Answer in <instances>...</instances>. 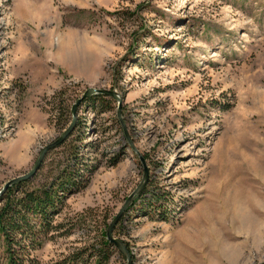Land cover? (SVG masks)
Wrapping results in <instances>:
<instances>
[{
	"label": "rangeland",
	"instance_id": "rangeland-1",
	"mask_svg": "<svg viewBox=\"0 0 264 264\" xmlns=\"http://www.w3.org/2000/svg\"><path fill=\"white\" fill-rule=\"evenodd\" d=\"M88 87L115 91L119 111L83 99L77 160L60 147L70 133L30 177L78 179L57 190L48 232L23 241L30 257L127 264L107 238L106 261L94 249L142 159L147 182L113 228L133 264L264 260V0H0V189L63 132L52 95L71 111Z\"/></svg>",
	"mask_w": 264,
	"mask_h": 264
},
{
	"label": "trees",
	"instance_id": "trees-1",
	"mask_svg": "<svg viewBox=\"0 0 264 264\" xmlns=\"http://www.w3.org/2000/svg\"><path fill=\"white\" fill-rule=\"evenodd\" d=\"M63 93L64 91L60 90L51 97L53 103L51 109L57 112L53 117L54 125L61 131L67 127L71 120L70 106L59 98ZM101 98L100 94H96L89 97L88 100L94 103ZM48 112L50 111L48 110ZM81 138V135L75 136L73 130L68 139L61 144L60 147H64L68 152V159L77 160L74 141ZM64 173L48 185L43 183L38 187L29 186L35 177L11 184L0 195V235L7 251L5 264H41L30 257V253L25 250L27 248L22 243L30 237L31 244H33V240L38 234L48 232L52 221L49 214L54 213L59 199L57 190L68 189L64 187L65 181L66 183L71 182L70 185H75L78 181L74 178L75 176L71 177L72 173ZM16 246L18 247L16 248ZM107 246L109 243L106 241V232L104 231L98 248L94 249V254L97 253L104 261L108 258ZM92 247L94 246L92 245Z\"/></svg>",
	"mask_w": 264,
	"mask_h": 264
},
{
	"label": "water",
	"instance_id": "water-1",
	"mask_svg": "<svg viewBox=\"0 0 264 264\" xmlns=\"http://www.w3.org/2000/svg\"><path fill=\"white\" fill-rule=\"evenodd\" d=\"M93 94H107V95H111V96L115 97L119 103L118 104V111H119V105H120L121 99L119 98V95L115 91L103 89V88H95V87L86 88L84 90V92L82 93V95L79 98H77V100L71 106L72 118H71V121L68 124V126L63 130V132L54 141L45 145L42 148V150L38 154L36 161L34 162L33 166L27 172L20 174L14 178H11L2 186V188L0 189V195L11 184L26 180V179L30 178L31 176H33L39 170V168L43 162V158L45 156L46 151L52 147H56L59 144H61L69 136V134L73 130V127H74L75 121H76L75 114H76L77 106L80 104V102L83 99H85L86 97H89ZM141 161L143 163V176H142L141 181L139 182L138 186L132 191V193L128 196V198L123 203V205L120 207L118 212L111 219V221L109 222L107 229H106L107 240L109 242L115 244V246L119 249V251L125 256V258L127 260V264H133L132 259H131V254H130L127 246L125 245V243L121 239H119L113 235V228H114L115 224L117 223V221L119 220L122 213L124 212V210L126 209V207L129 205V203L134 199V197L136 195H139V193L143 190V188L147 182L148 169H147V166L145 165V163L143 162L142 159H141ZM257 264H264V260L261 262H258Z\"/></svg>",
	"mask_w": 264,
	"mask_h": 264
},
{
	"label": "crops",
	"instance_id": "crops-1",
	"mask_svg": "<svg viewBox=\"0 0 264 264\" xmlns=\"http://www.w3.org/2000/svg\"><path fill=\"white\" fill-rule=\"evenodd\" d=\"M31 118V119H37L38 118V120L40 121L42 118H41V115H39L37 112H32L31 114H29L26 118ZM27 121V120H26ZM30 128H32V126H31V123H30ZM32 130L30 129V130H28V131H24L23 132V138H31L32 137V135H33V133L31 132Z\"/></svg>",
	"mask_w": 264,
	"mask_h": 264
}]
</instances>
